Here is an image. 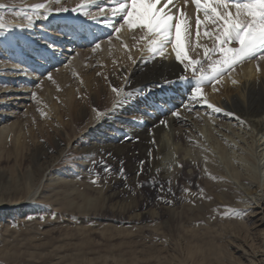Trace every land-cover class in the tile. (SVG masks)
<instances>
[{
	"label": "rangeland",
	"instance_id": "rangeland-1",
	"mask_svg": "<svg viewBox=\"0 0 264 264\" xmlns=\"http://www.w3.org/2000/svg\"><path fill=\"white\" fill-rule=\"evenodd\" d=\"M32 1L37 5H45L41 8L44 17L32 21L33 24L28 26L23 20L10 19L24 17L30 8L29 5L18 6L10 0H0L2 29L7 27L11 30V36L26 54L23 53V60L16 61L19 58L15 56V48H10L0 39V125L5 124L18 129L23 144L17 152L14 141L8 139L5 147L0 149V170L4 172L0 175V264H166L172 245L176 242L178 255L184 256L181 241H169V229L166 227L168 218L166 207L180 210L187 201V198L182 196L181 189L184 183H180L179 193L173 199L167 191L170 183H162L152 177L145 180L135 179L126 167L124 157L110 154L103 157L100 152L88 162V166H84L87 141L83 140V137L90 130V127L85 126V122L90 117L92 100L85 101L87 99L85 98L83 101L87 113L82 119L83 125L78 130L74 129L73 123L78 116L81 117L82 106L76 100L70 108L57 101L56 111L53 109L49 114L40 107L45 88H51L48 77L58 74L70 76L74 72L71 63L84 71L93 72L95 78H99L96 71L101 70L107 56H113L114 53L132 56L130 63L121 65L120 61L116 63L118 68L130 65V72L141 58L155 57L162 60L166 57L159 53L154 54L152 50L147 51L150 41L145 38V31L130 28L124 23L119 24L117 28L120 34L118 41L114 37L115 34L105 35L91 44L84 35H80L82 32L77 34L78 38L69 36L85 28L86 12L92 7H95L93 8L95 15L88 17L90 23L94 22L95 17L103 16L108 6L104 3L106 0ZM49 4L57 6L65 4L67 10L56 13L48 9ZM179 6L180 15L183 8L181 4ZM63 16L67 18L63 19ZM118 16L122 18L120 14ZM43 20L45 23L54 22V25L50 23L44 26L41 24ZM75 20H82L80 26ZM193 20L194 18L189 19L185 51L189 59L197 61L207 56L204 55L200 39L197 37L196 20ZM199 27L203 33L215 32V29L211 30L210 24H201ZM28 33L31 40L23 35ZM213 41L214 36L212 38L204 36L203 44L212 49L215 47ZM66 45L68 50L65 49ZM97 45H100L98 49ZM235 45L236 43H232L229 46ZM60 53L66 54L67 57L53 65L54 58ZM102 56L104 58H101ZM15 62L19 64L15 65ZM250 62L255 63L258 71L264 72V61L254 59ZM211 63L214 64L213 61ZM241 66L242 63L237 64L227 75H231V71L236 73ZM20 69L25 73H32L33 78L30 82L22 81L24 78L21 76L17 77L16 72ZM211 74L215 75L213 71L208 72V75ZM199 75V70L193 74L191 67L183 72L184 77L195 79L197 86V79L201 78ZM222 78L219 77L220 80ZM69 79L74 80V77ZM203 82L200 86L205 97H208V93L213 94L236 87L213 85L215 81L211 85ZM69 86L71 85H66ZM111 89L109 81L103 82L98 92L95 91V87L92 89L97 103L104 108L100 111L103 113L102 116L107 113ZM119 96L120 94H117L114 103L118 101ZM54 97V94L50 97L51 101L57 100ZM76 98L78 101L82 100L80 95ZM222 99L227 100L225 96ZM219 104L218 99L213 101L214 107H219ZM203 105L205 106L195 107L192 112H188L191 114L189 121L186 123L180 121L178 126L187 131L190 129V133L199 131L198 127L204 124L198 125L195 119H192L193 116L198 114L202 118H210L211 114H215L213 108L207 107V104ZM216 118L221 117L217 115ZM238 123L239 121L234 120L232 126L240 129L239 139H243L244 136L245 140L248 138L247 140L251 141L249 133L245 134L246 129L240 127ZM212 127L214 128L212 137L209 136L210 128H206L208 129L206 133L203 131V135L206 136L205 142L211 147L212 138L218 136L214 134L218 130V125ZM128 132H121L125 136L123 144L129 143V152L139 155L134 134ZM40 143L47 144L51 149L36 161L31 154V147ZM260 149L248 148L247 153L251 160L249 161L250 164L253 163L251 166L256 165L255 161L257 164L262 161L261 165L264 166V159L258 156ZM138 157L140 158V155L132 162H141ZM51 163L54 166L48 168ZM258 182L262 186L256 192H248L245 185L238 184L244 189V194L238 199L243 211L241 210L237 217H241L250 226V236L248 234L246 240L251 241L250 244L256 241L252 234L256 236L264 227V210L261 204L262 202L264 204V170H261L259 181L255 180L249 184V188L255 190ZM107 185L113 190H120L121 194L109 200L102 191ZM30 186L32 189L28 192ZM195 187L196 190H200L198 186ZM129 204L131 206L127 208ZM120 206L125 207L126 211ZM192 225L190 221L178 225L179 233L189 235L194 228ZM262 247L264 251V240ZM186 262H189L188 256Z\"/></svg>",
	"mask_w": 264,
	"mask_h": 264
},
{
	"label": "bare ground",
	"instance_id": "bare-ground-1",
	"mask_svg": "<svg viewBox=\"0 0 264 264\" xmlns=\"http://www.w3.org/2000/svg\"><path fill=\"white\" fill-rule=\"evenodd\" d=\"M10 2L18 6H30L24 17L21 19L13 17L10 20H23L24 24L30 26L33 24L32 21L44 17L41 8H36L35 1L10 0ZM104 3L108 6L105 8L106 12L103 16L95 17L94 22L90 23L89 18L95 15L93 9L95 7H92L86 12L85 28L69 36L78 38L77 34L82 32L80 35H84L87 42L91 44L105 35L115 34L114 37L118 41L120 34L114 28H119V24H123V19L119 18L118 14L114 15L113 13L119 8V2L118 0H106ZM95 4L97 3L95 2ZM180 4L185 18L188 20V25L191 18L194 20L197 17L201 20L205 19L203 10L196 8L195 0H187V3L185 0H173L171 5H165L164 0H162L158 7H162L165 12L174 15L173 23H175L178 22ZM66 8L65 4L60 6L48 5V9L56 13L63 12L65 11L63 9ZM64 18L67 17L63 16ZM80 21H77L79 26ZM50 23L54 25V22L50 21ZM50 23L44 21L41 24L47 26ZM209 24L212 26L211 30L216 29L217 26L214 27L211 23L207 25ZM198 31L200 35L197 37L200 39V45L204 50L206 46L203 44L204 33L200 27ZM23 35L26 39H32L29 33ZM0 39L10 48H15V56L17 55L19 58H15L16 61L23 60L24 51L11 36L10 29L7 27L6 29L0 28ZM172 42L174 43V32ZM232 43H236L233 47L239 46L237 42ZM65 49L68 50L67 45ZM150 50L152 47L149 45L147 51ZM24 55L26 54L24 53ZM65 55L58 54L54 58L53 65L65 59L67 57ZM165 56H167L166 59L162 60L155 57L141 58L130 72V65L119 68L116 65L119 61L120 65L130 63L132 56L114 53L113 56H107L103 68L96 71L99 78H95L93 72L84 71L78 68L76 64L71 63L74 72L70 76H62L61 74L52 76L49 81L51 88H45L44 99L40 107L49 114L53 109L56 111L57 101L64 107L67 105L70 108L76 100L82 106L80 107L81 117L78 116L73 123L74 129L78 130L83 125L82 119L87 113L83 101L85 98H87L85 101L92 100L93 106L90 110V117L85 122V126L90 127V130L83 137V140L87 141L84 166H88V162L100 152L103 157L109 154L124 157L126 167L135 179L145 180L152 177L162 181V183H170L167 191L170 198L173 199L179 193L180 183H184L181 190H183L182 196L187 198L186 203H183L180 210L170 206L166 207L168 212L166 227L169 229L168 237H170L168 240L181 241L184 256L178 255L177 242L173 243L166 264H264V251L261 249L263 248L264 227L259 230L260 233H257L256 236L252 234L256 241L250 244L251 241H246L250 226L241 217H237V214L243 211L238 199L244 194V189L238 184L245 185L247 187L245 190L248 192L259 191L262 186L258 182L255 190L249 188V184L255 180L259 181L264 166L261 165L262 161L258 164L255 161L256 165H252L254 167L252 169L251 164L253 163L250 164L251 160L247 150L249 147L256 150L261 148L258 156L262 157V160L264 159V72L258 71L254 62L245 61L236 73L231 71V75H227L228 72H226L220 83L216 84L213 79L214 75H208V72L212 71L215 66L211 61L214 63L222 57L217 52L206 58L198 59L199 63L196 64V68L197 71L199 70V76L204 78L203 83L211 85L215 81L213 85H236V87L213 94L208 93V97L203 95L208 104L211 105L216 99L219 100V107L223 111L217 115L221 118H216V112L211 114L210 118H202L196 114L192 119H195L198 125L204 124V126H199V131L190 133V129L187 131L182 126H178V123L180 121L188 122L189 117H191L188 112H192L195 107L205 106L203 105L205 103L203 101L198 103L190 101L197 83L195 79L181 78L184 77V69L175 59L172 43L165 48ZM83 58L85 59L84 56ZM18 64L19 62L15 65ZM21 69L16 72L17 77L21 76L24 78L22 81L28 80L30 82L33 78L32 73H25ZM71 77H74V80L69 79ZM233 79L237 80L238 83L233 84ZM107 81L112 85V89L114 86L121 89L120 98L114 103L113 100H116L117 93L111 89L107 113L96 119L97 113L104 108L97 103L96 95L92 93V89L95 87V91L98 92L101 84ZM66 85L71 86L66 87ZM18 88L22 87H15V89ZM53 94L54 98L57 99L56 101H51L50 97ZM77 95L82 96L81 101L77 100ZM224 96L227 100L222 99ZM178 107L182 109V112L177 109ZM177 111L183 114L179 118L173 115ZM125 113L128 115L126 116ZM212 115L214 116L212 117ZM234 120L239 121L240 127L246 129L245 134L249 133V137L252 138L251 141L247 140L248 138L245 140L244 136L242 137L244 140L239 139L241 137L239 136L240 129L232 126ZM162 121H166V123L162 124ZM213 125H218L216 132L219 131V134L214 132L218 136L212 138L211 147L205 142L206 136L203 135V131L206 133L205 131H208L206 128H210L211 134L209 136L212 137ZM122 131L133 132L134 141H137L136 146L139 148L140 158H138L141 159V162H132L139 155L129 152V143L123 144L125 136L121 134ZM8 139L14 141L15 149L18 152L23 145L18 129L5 124L0 125V149L5 147V142ZM91 139L94 140L91 141ZM31 148V154L36 161L51 149L45 143H40ZM51 166H54L53 163L48 168ZM3 173L0 170V175ZM195 186H198L197 188L200 190H196ZM31 189L30 186L28 192ZM102 191L109 200L121 194L120 190H113L110 185L103 187ZM258 203L260 204V202ZM261 204L264 210L263 202ZM130 206V204L127 205V208ZM120 207L126 211L125 207ZM153 215L154 212L151 216ZM189 221L194 227L191 235H184L182 231V234L179 233L178 225ZM247 243L248 245H246ZM187 256L189 258L188 263L186 262Z\"/></svg>",
	"mask_w": 264,
	"mask_h": 264
},
{
	"label": "snow or ice",
	"instance_id": "snow-or-ice-1",
	"mask_svg": "<svg viewBox=\"0 0 264 264\" xmlns=\"http://www.w3.org/2000/svg\"><path fill=\"white\" fill-rule=\"evenodd\" d=\"M118 2L120 6L113 14H120L123 23L130 28L146 30L144 36L149 39L154 54L159 53L161 56L167 57L165 56V48L172 43L174 32L176 61L183 66L185 72L189 67H191L193 74L197 72L196 64L199 62L189 59L185 51V40L189 28L188 20L182 11L178 22L173 23L174 15L165 12L162 7H158L162 0H118ZM172 3L173 0H164L165 5ZM195 5L197 9H202L205 15L204 20L197 17V29L201 24L212 23L217 26L214 33L204 32L206 37L212 38L214 36L213 43L215 44L212 49L205 46L204 55H214L218 52L222 57V59L214 62L215 66L212 69L216 84L220 83L219 77H222L239 63L254 59L264 61V0H195ZM44 7L43 4L36 6L37 9ZM2 27L3 25L0 24V28ZM118 30L115 28V31ZM199 35V31H197V36ZM153 37L155 39H152ZM232 42H237L239 46H229ZM99 47L100 45L96 46L97 49ZM48 79L51 80L52 77L49 76ZM203 79V77L197 79L198 86L194 89L190 101L192 103L203 101L207 107L213 108L216 113L222 112L223 109L208 104L203 96L200 86ZM232 83L236 84L238 81L233 79ZM112 90L118 95L121 91L116 86ZM102 115V112H98L96 119ZM173 115L179 118L181 113L177 111ZM161 123L164 124L166 121Z\"/></svg>",
	"mask_w": 264,
	"mask_h": 264
}]
</instances>
